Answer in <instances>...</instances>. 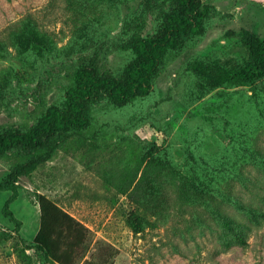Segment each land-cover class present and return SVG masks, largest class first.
<instances>
[{"label":"rangeland","instance_id":"374dc122","mask_svg":"<svg viewBox=\"0 0 264 264\" xmlns=\"http://www.w3.org/2000/svg\"><path fill=\"white\" fill-rule=\"evenodd\" d=\"M204 1V33L166 55L148 96L122 108L94 104L82 140L20 177L15 198L0 190V264H24L21 252L53 264L32 247L37 193L90 228V247L114 246L113 264H264V78L212 88L194 69L246 57L241 28L264 40V0ZM168 4L0 0V127L30 126L82 63L118 72L133 33L153 32ZM30 37L48 53L32 52ZM14 160L0 158V179ZM147 160L164 168L137 185ZM131 210L142 217L139 232L126 223Z\"/></svg>","mask_w":264,"mask_h":264},{"label":"trees","instance_id":"16d2710c","mask_svg":"<svg viewBox=\"0 0 264 264\" xmlns=\"http://www.w3.org/2000/svg\"><path fill=\"white\" fill-rule=\"evenodd\" d=\"M209 14L210 7L204 0H169L168 7L160 11L153 32L133 33L126 45L131 57L118 72L101 69L92 61L82 63L74 69L72 82L65 87L62 98L49 104L30 126L0 127V158H15L7 175L0 179V190L10 191L11 198H15L20 177L29 176L52 160L70 141L82 140L83 131L90 126L94 104L106 102L113 108H122L148 96L166 55L202 35ZM238 36L247 52L243 59L194 65L212 88L246 86L264 78V40L248 28H241ZM30 38L32 52L39 57L48 53L40 40ZM163 168L162 163L147 160L136 184L144 181L151 171ZM136 176L137 172L132 177L126 174V182L119 190L127 192ZM177 189L182 195L184 181L179 182ZM36 201L39 222L32 247L44 260L53 264H113L118 252L114 246L105 243L90 247L91 230L86 224L44 193H37ZM226 217L232 221L231 216ZM141 219L131 210L126 223L134 232H139ZM21 253L24 264H31L30 255Z\"/></svg>","mask_w":264,"mask_h":264}]
</instances>
